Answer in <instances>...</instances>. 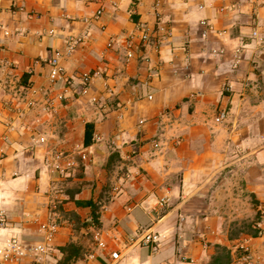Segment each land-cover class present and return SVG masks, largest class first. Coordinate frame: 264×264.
Masks as SVG:
<instances>
[{
	"label": "crops",
	"instance_id": "crops-1",
	"mask_svg": "<svg viewBox=\"0 0 264 264\" xmlns=\"http://www.w3.org/2000/svg\"><path fill=\"white\" fill-rule=\"evenodd\" d=\"M160 1L157 14L156 0H0V246L44 242L41 225L56 222L46 258L58 264L61 247L77 241L84 254L74 264H209L217 244L232 264L241 239L264 256V0ZM141 25L150 41L128 60L124 39L139 43ZM85 32L62 61L73 84L51 83L48 59ZM94 71L83 95L82 76ZM55 153L73 155L76 167L53 171ZM89 200L99 226L78 204ZM237 221L253 230L233 237ZM96 227L109 250L94 245ZM148 227L163 235L159 250H126Z\"/></svg>",
	"mask_w": 264,
	"mask_h": 264
},
{
	"label": "built area",
	"instance_id": "built-area-1",
	"mask_svg": "<svg viewBox=\"0 0 264 264\" xmlns=\"http://www.w3.org/2000/svg\"><path fill=\"white\" fill-rule=\"evenodd\" d=\"M154 8L156 13L160 14L162 8L160 0H156ZM102 13L103 9H99L97 11L96 17H100ZM202 24L207 25L210 31H215L213 24L209 23L208 21L203 20ZM139 30V43L138 41H136V36L134 35H131L124 39L123 45L125 48L126 58L128 60L135 58L137 49H142V47H144L150 41L151 35L148 27H146L145 25H141ZM50 33H53V30H51ZM7 34L9 33L7 32ZM254 35H257V32H255ZM88 36V32H85L82 35L72 36L66 41V50L57 49L53 52L52 56L47 61L50 67L49 80L51 83L55 84L58 81H63L66 88L73 84V78L67 74L62 61L64 58H66V56L73 53L79 45L83 44ZM116 45L117 43L114 39L108 41L107 43L108 48H113ZM241 52V49H238L236 51L238 59L241 57ZM143 60L145 62H149V57L143 55ZM99 74V71H94L87 72L82 76L81 93L83 95L90 94L93 80ZM106 87L108 92H113V89L111 86H109L108 82L106 83ZM32 90L34 93L38 91L35 88ZM60 98H63V96L61 95ZM94 101H96V99H94ZM30 105H33V102H30ZM227 116V110L220 111V113L216 117V122H223L227 118ZM40 141L44 142L45 138L41 137ZM154 146L159 147L160 142L155 140ZM81 158L83 160L88 159V154L86 153V151L81 152ZM50 164L53 171L60 174H67L69 171L73 170L76 167L77 162L76 158L73 155H67L65 153H55L53 155V158L50 159ZM169 200L170 198L168 196L163 197L162 199H160L158 207L160 209L166 208L169 204ZM58 229L59 226L56 222L42 224L41 231H43L45 234V241L36 244L26 243L18 237H12L8 239L0 246V264H16L28 258L33 261V264H58L55 262H51L46 258V256L53 250V241L58 232ZM256 229L258 236L263 237L264 228H262V226L258 224ZM162 239L163 235L161 232L152 229L151 227L144 228L139 232V234L129 238V242L125 246V249L128 250L136 247H145L151 249V251L153 252H157L162 243ZM93 243L98 249L109 250V243L105 238L104 231L100 228L96 227L93 230ZM236 250L239 255L237 257V261L233 262L232 264H250L252 262H255L257 264H264V256L256 255L253 252L250 241L248 239L239 240L236 246ZM109 255L114 262H118L122 259L123 251L119 248L111 249L109 251ZM89 256L91 259L97 258V254L95 252L91 253ZM187 263H189V260L186 257H181L176 263L173 264Z\"/></svg>",
	"mask_w": 264,
	"mask_h": 264
},
{
	"label": "trees",
	"instance_id": "trees-1",
	"mask_svg": "<svg viewBox=\"0 0 264 264\" xmlns=\"http://www.w3.org/2000/svg\"><path fill=\"white\" fill-rule=\"evenodd\" d=\"M91 129V125H87L86 131V143L89 137V130ZM89 143V141H88ZM80 205L82 206H89L92 208V223L95 226L100 225V214H99V207L93 203V201H79ZM91 224V223H90ZM61 251L63 253V258L60 261V264H74L79 260L80 257L83 256V245L80 242H70L69 244L61 247ZM232 251L226 245L217 244L216 245V253L213 256L211 262L209 264H230L232 262Z\"/></svg>",
	"mask_w": 264,
	"mask_h": 264
},
{
	"label": "rangeland",
	"instance_id": "rangeland-1",
	"mask_svg": "<svg viewBox=\"0 0 264 264\" xmlns=\"http://www.w3.org/2000/svg\"><path fill=\"white\" fill-rule=\"evenodd\" d=\"M249 223L246 221L235 222V226L231 229L232 236L238 238L243 232H251L253 228L249 226ZM89 251L91 252L92 248H89Z\"/></svg>",
	"mask_w": 264,
	"mask_h": 264
}]
</instances>
